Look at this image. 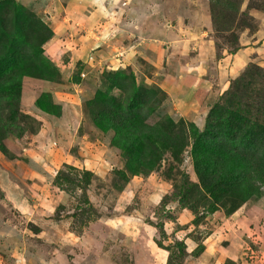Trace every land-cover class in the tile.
Listing matches in <instances>:
<instances>
[{"label":"rangeland","instance_id":"obj_1","mask_svg":"<svg viewBox=\"0 0 264 264\" xmlns=\"http://www.w3.org/2000/svg\"><path fill=\"white\" fill-rule=\"evenodd\" d=\"M144 2L0 0V57L46 71L0 92V264H264V182L241 200L200 178L205 145L264 130V0ZM182 22L184 47L160 40ZM103 99L148 100L143 165Z\"/></svg>","mask_w":264,"mask_h":264},{"label":"trees","instance_id":"obj_2","mask_svg":"<svg viewBox=\"0 0 264 264\" xmlns=\"http://www.w3.org/2000/svg\"><path fill=\"white\" fill-rule=\"evenodd\" d=\"M17 8H20V6L18 5ZM25 22L24 20L20 23L17 22V24L24 29L22 25ZM2 35L3 33L0 32V42L3 40ZM5 56L6 58L0 57V92L5 88L7 82L8 90H10L11 80L15 76L34 75L42 77V74L46 72L45 68H41L37 61L17 63V54L11 55L10 59H8V54ZM10 65H13V67ZM107 101L103 99V110H100L97 114L100 119L98 122L100 127L104 131L111 129L115 134L122 133V135L127 136L130 141V146H128L131 147L132 156L137 159V164L141 163L143 165L144 162L141 157H146L153 153V144L162 141L159 133H157L158 131H155L152 125L146 121L141 123V118L138 117L142 107H149L148 100L139 99L131 102V106L127 108V113L132 112L130 116L123 113L121 105H117L114 102L107 103ZM116 107H119L120 112L115 111ZM228 131L230 133L229 143H227L229 147L226 150L223 149V152L205 145V153L203 154V159L200 160V163H204V170L200 172V178L208 186L206 178L209 177V185L216 181L213 186H226L233 193L235 199L245 200L255 190V181L264 182V130L252 128L246 133H237L230 129ZM131 136L134 139H131ZM200 140L204 141L205 139ZM166 142L167 144L165 145L169 146L176 143L177 140L170 137V140H166ZM198 142L200 147H202V143ZM174 145L177 147V144ZM145 164L149 167L152 162ZM135 167L138 169L137 166ZM214 168L217 170L214 171ZM210 192L214 198L218 199L217 194H220L219 192L217 194ZM208 207L211 211L215 209L211 201Z\"/></svg>","mask_w":264,"mask_h":264},{"label":"crops","instance_id":"obj_3","mask_svg":"<svg viewBox=\"0 0 264 264\" xmlns=\"http://www.w3.org/2000/svg\"><path fill=\"white\" fill-rule=\"evenodd\" d=\"M146 1H149V2H146ZM141 2L151 4L150 0H141ZM90 3L94 4V2H92V1ZM174 12H175L174 8L172 10H169L170 15L173 14ZM165 17H167V15ZM200 27L202 28L201 25H200ZM162 29L163 30H162L161 35H160L161 36L160 40L163 41L165 39L166 42L168 43V46H171V47H176V46L184 47L183 45H185V43L187 42V38L189 37V39H190L191 34H195V32H192L193 30L191 29V27L185 25L183 22L174 28L171 25L169 27L167 25H165V27ZM201 35H202V33L200 34V36L198 38H199V41L201 43H203L202 41L205 42V40H203V37H201ZM201 49H202V47L200 46V48L198 50H195L193 55L190 57V62L188 63V68L191 69L192 72H194V73H196V71L198 72L200 69V68H198V65L196 63L199 62V60L204 57L203 54H200V52H204ZM207 53H208L207 55H210L211 49H208ZM217 259H220V256H218Z\"/></svg>","mask_w":264,"mask_h":264}]
</instances>
